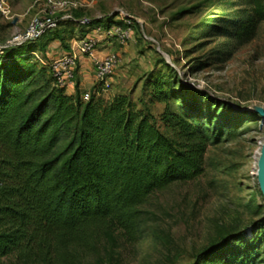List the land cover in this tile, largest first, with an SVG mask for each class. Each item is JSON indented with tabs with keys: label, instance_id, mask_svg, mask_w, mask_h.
<instances>
[{
	"label": "rangeland",
	"instance_id": "rangeland-1",
	"mask_svg": "<svg viewBox=\"0 0 264 264\" xmlns=\"http://www.w3.org/2000/svg\"><path fill=\"white\" fill-rule=\"evenodd\" d=\"M77 1L81 17L102 19L87 37L102 39L92 27L104 26L107 18L132 22L126 45L110 41L101 47L110 46L118 60L109 89L99 96L110 101L127 95L170 137L175 133L164 111L200 122L209 139L201 174L150 192L139 206L134 237L112 229L80 264H264V196L257 178L264 116L246 109L264 110V19L239 39L234 23L247 15L249 0ZM7 2L11 19L0 17L1 43L23 30L39 8L38 0ZM63 27L62 39L43 38L24 50L26 59L18 58L32 65L36 99L49 89L48 62L70 49L83 28ZM77 80L81 91L92 90L93 78L79 69ZM159 86L165 101L156 98ZM68 141L62 135L54 148L60 161ZM0 264L21 263L9 254Z\"/></svg>",
	"mask_w": 264,
	"mask_h": 264
},
{
	"label": "trees",
	"instance_id": "trees-1",
	"mask_svg": "<svg viewBox=\"0 0 264 264\" xmlns=\"http://www.w3.org/2000/svg\"><path fill=\"white\" fill-rule=\"evenodd\" d=\"M249 3L234 23L239 39L264 19L263 0ZM74 17H81L77 10ZM61 25L87 31L75 20ZM63 32L18 45L0 42V258L14 254L21 264H80L116 228L133 238L140 204L155 189L201 174L209 141L200 122L164 111L175 133L170 137L127 95L106 101L93 87L82 100L78 80L67 93L49 71V89L36 99L32 65L18 58ZM156 98L166 100L161 88ZM62 135L69 141L60 161L53 151Z\"/></svg>",
	"mask_w": 264,
	"mask_h": 264
},
{
	"label": "built area",
	"instance_id": "built-area-1",
	"mask_svg": "<svg viewBox=\"0 0 264 264\" xmlns=\"http://www.w3.org/2000/svg\"><path fill=\"white\" fill-rule=\"evenodd\" d=\"M39 8L35 16L31 18L26 27L16 32L4 45H18L26 41H36L49 32L59 29L61 24L68 20H75L86 25L90 30L91 19L87 17H74V11L80 8L77 0H38ZM0 17L11 19V10L7 0H0ZM89 25V26H87ZM95 34H101L102 39L87 37L86 32L78 36L72 43L70 49L63 50L60 54L52 57L48 62V71L57 86L74 87L76 70L79 68L81 56L87 58L94 72L92 88L96 95L105 92L110 87V78L113 75L114 66L117 63V54L104 47L110 41H117L120 45H126L133 36L132 22L125 19L123 24L112 21L92 27ZM108 43V44H107ZM106 44V45H104ZM104 45V46H103ZM85 89L81 92V99L88 100L92 90Z\"/></svg>",
	"mask_w": 264,
	"mask_h": 264
},
{
	"label": "water",
	"instance_id": "water-1",
	"mask_svg": "<svg viewBox=\"0 0 264 264\" xmlns=\"http://www.w3.org/2000/svg\"><path fill=\"white\" fill-rule=\"evenodd\" d=\"M246 109L258 111L260 114H262V116H264V110L261 107L250 106L247 107ZM257 178L260 189L264 196V141L262 143L260 154L257 160Z\"/></svg>",
	"mask_w": 264,
	"mask_h": 264
},
{
	"label": "crops",
	"instance_id": "crops-1",
	"mask_svg": "<svg viewBox=\"0 0 264 264\" xmlns=\"http://www.w3.org/2000/svg\"><path fill=\"white\" fill-rule=\"evenodd\" d=\"M89 64L90 63H89V60L87 58L80 57V59H79V66H80L79 71L81 72L82 76H84L85 79L91 80L93 78V73L90 74L91 70H89V68H88Z\"/></svg>",
	"mask_w": 264,
	"mask_h": 264
}]
</instances>
